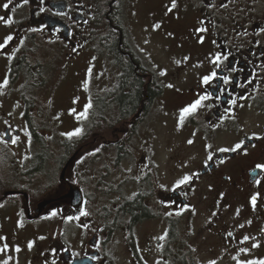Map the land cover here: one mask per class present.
Masks as SVG:
<instances>
[{"label": "flooded vegetation", "instance_id": "flooded-vegetation-1", "mask_svg": "<svg viewBox=\"0 0 264 264\" xmlns=\"http://www.w3.org/2000/svg\"><path fill=\"white\" fill-rule=\"evenodd\" d=\"M0 17V221L3 214L16 220L9 231L0 228L8 264L264 262V0H0ZM138 20L196 50L183 108L199 107L187 113L190 152L173 169L158 168L153 148L135 162L128 145L163 95L129 38ZM83 63L82 79L92 80L84 115L74 117L76 132L85 124L91 139L49 136L43 154L17 159L20 134L2 98L13 99L30 135L42 124L43 99L54 94L45 97L38 85L62 67L79 77ZM102 64L113 84L104 95L94 89ZM128 65L143 81L142 100L122 117L112 100ZM101 114L110 116V137L96 130ZM99 142L114 163H128L118 195L111 183L106 204L86 200L82 177ZM40 154L46 172L34 160ZM72 190L79 201L68 196Z\"/></svg>", "mask_w": 264, "mask_h": 264}, {"label": "rangeland", "instance_id": "rangeland-1", "mask_svg": "<svg viewBox=\"0 0 264 264\" xmlns=\"http://www.w3.org/2000/svg\"><path fill=\"white\" fill-rule=\"evenodd\" d=\"M145 27L139 20L137 23L133 22L131 27H129L130 30L128 29L129 38L138 49L137 53L141 52L146 58L150 70L163 89V95L160 103L154 104L149 112L144 114V116L142 115L143 118L134 133L130 134L127 139L132 158L135 162L139 161L141 154H149L148 148H153L154 157L158 162V168L168 170L173 169L177 164L182 162L185 155L190 152L188 148L189 136L186 127L187 113L183 106L187 101L185 91L188 85V67L196 57L193 54L196 50L189 48L185 43H180L177 40L172 41L171 35L168 37L167 35L150 29L146 25ZM181 49L186 50V52H183ZM151 60L153 63H156V67L150 63ZM103 62L105 63L106 60ZM85 66L86 64L83 63V70H77L78 73H81L79 77L75 73H72L73 75L70 76L71 69L64 71V67L58 72L53 70L51 72L48 71V76L38 85L37 89L42 90V93L45 92V97L46 93L50 91L54 92V94L48 101L43 99V107L45 105L46 110L44 109L36 117V121L42 124L40 129L33 130L30 132V135H28V129L23 123L19 110L12 103L13 99L7 96L6 98H2V106L6 113L9 112L11 114V120L16 125L20 134L16 140L17 143L14 145V153L17 155V159H22V153L27 152L32 156H36L39 152L43 154V145L41 146V144L49 136L53 138H65L66 133L72 134L76 131L79 122L75 119L74 114L78 112V116L83 117L84 112L80 110L84 106L86 94L90 89V81L92 80L90 78L82 79ZM110 73L109 68L105 66L103 69H100L95 78L97 80L99 79V82L98 84L96 83L97 85L94 89L100 95H104L108 87H112L113 85L109 84L110 80L108 78ZM5 84L6 82L3 86ZM0 91H4L1 82ZM6 113H4L3 117H5ZM104 115V117L99 116L102 122L98 123L96 130L100 135L110 137L111 128L108 127L107 123L111 119L108 114ZM0 121H2L1 117ZM86 122H89V120L87 119ZM84 127H82L81 134L78 136L91 139L89 127L85 124ZM50 141L53 142L55 140ZM25 146L28 147V150ZM90 149L89 147L87 150L88 153ZM95 149L98 152L96 156L93 158L89 157V160L83 165V184L87 188L84 190L85 197L89 202L106 204L113 200V196L118 195L119 186H122L123 177L127 173L125 169L128 168V163L124 159L115 161L114 163L112 150L102 142H99ZM48 168L49 166H46L44 161H42L39 164L38 170L46 172ZM111 183L116 193L113 196ZM93 190L94 192H92ZM9 217V215L6 216L3 214V218L0 221V228L5 231H9L16 223L13 215L10 220ZM9 237L12 239L10 233ZM9 255L10 249L7 248L0 255V261L5 257L4 264H8Z\"/></svg>", "mask_w": 264, "mask_h": 264}, {"label": "trees", "instance_id": "trees-1", "mask_svg": "<svg viewBox=\"0 0 264 264\" xmlns=\"http://www.w3.org/2000/svg\"><path fill=\"white\" fill-rule=\"evenodd\" d=\"M131 71L132 67L130 65L124 69L123 76L120 81V87L115 92V94H113L112 101L116 102L120 109V116L122 117L131 115L142 100L141 88L143 81L141 80L140 76L133 75ZM148 92L151 93V89L149 87ZM109 115H111V113H109ZM101 116L104 117L105 115L101 114L100 117ZM41 159L42 156L40 154L34 160L37 164H40ZM131 205H134L135 207L138 206L136 202L131 203ZM145 211L146 210L144 208H141V212L145 213Z\"/></svg>", "mask_w": 264, "mask_h": 264}, {"label": "snow or ice", "instance_id": "snow-or-ice-1", "mask_svg": "<svg viewBox=\"0 0 264 264\" xmlns=\"http://www.w3.org/2000/svg\"><path fill=\"white\" fill-rule=\"evenodd\" d=\"M8 7H9L8 4H5V5H4V8H5V9H7ZM2 20H4V17H0V21H2ZM9 39H11V37H9ZM161 74L163 75V73H161ZM205 83H207V81H205ZM197 107H199V102H198L197 104L193 105L192 108L186 109L185 111H186V113H190V112L195 111ZM72 135H74V136H78V135H80V133H79V131H77V132L72 133ZM13 143H15V140H13ZM237 147H239V146H237ZM234 150H235V149H234ZM186 181H187V178H186L185 182H186ZM53 215H55V213H53ZM81 215H86V213H84V212L82 211V212H81ZM29 247H31V245H29ZM262 264H264V262H262Z\"/></svg>", "mask_w": 264, "mask_h": 264}, {"label": "water", "instance_id": "water-1", "mask_svg": "<svg viewBox=\"0 0 264 264\" xmlns=\"http://www.w3.org/2000/svg\"><path fill=\"white\" fill-rule=\"evenodd\" d=\"M71 194H72V196L74 195V196L77 197V198L75 199L76 201H79V200H80V195H79L76 191L72 190V191L68 194V196H71ZM78 195H79V196H78ZM47 203H48V201H44V202H42V203H39V204H38V208H37V210H40V208H43Z\"/></svg>", "mask_w": 264, "mask_h": 264}, {"label": "bare ground", "instance_id": "bare-ground-1", "mask_svg": "<svg viewBox=\"0 0 264 264\" xmlns=\"http://www.w3.org/2000/svg\"><path fill=\"white\" fill-rule=\"evenodd\" d=\"M40 174V173H39Z\"/></svg>", "mask_w": 264, "mask_h": 264}]
</instances>
